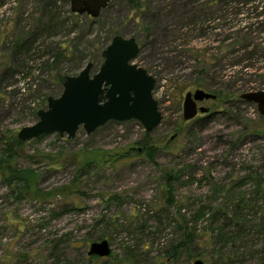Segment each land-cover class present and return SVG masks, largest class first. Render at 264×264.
Masks as SVG:
<instances>
[{
  "label": "rangeland",
  "instance_id": "rangeland-1",
  "mask_svg": "<svg viewBox=\"0 0 264 264\" xmlns=\"http://www.w3.org/2000/svg\"><path fill=\"white\" fill-rule=\"evenodd\" d=\"M47 1L0 0V134L17 135L35 123L47 97L61 94L64 76L77 75L88 62L95 73L102 63L97 50L118 34L135 38L140 50L132 62L156 79L153 97L162 119L149 137L158 151L154 162L137 152L147 132L134 119L108 121L90 134L79 127L71 139L54 132L23 142L17 164L37 173V185L16 200L6 195L9 188L0 178V264H127L126 247L140 253V264H192L184 253L177 258L165 253L180 238L177 225L160 211L163 175L172 167L185 166V176L174 184L170 212L180 205L191 219L193 208L210 201L216 184L227 190L213 194L215 205L237 212L236 204L244 201L239 208L248 227L257 223L261 199L252 180L264 171V116L240 95L264 90V59L240 70L229 66L238 58L221 52L240 47L264 54V21L196 37V30L180 28L182 22L214 11L217 2L149 0V6L131 10L126 0H111L99 17L85 18L62 0L44 9ZM261 4L264 10V0ZM30 33L33 42L18 53L17 43ZM215 46L220 51L208 50ZM198 49L213 53V69L195 60ZM6 67L10 71L4 75ZM197 89L221 94L197 102L207 113L185 121L184 95ZM192 221L200 233L206 215ZM249 229L245 248L238 249L240 262L218 260L206 248L203 255L211 264H259L253 253L259 240ZM101 239L108 240L111 255L88 257V245ZM231 248L228 242L224 251L234 252Z\"/></svg>",
  "mask_w": 264,
  "mask_h": 264
},
{
  "label": "trees",
  "instance_id": "trees-1",
  "mask_svg": "<svg viewBox=\"0 0 264 264\" xmlns=\"http://www.w3.org/2000/svg\"><path fill=\"white\" fill-rule=\"evenodd\" d=\"M62 1L65 3L68 2V0ZM126 1L131 10L142 8V4L145 6H149V0H145L144 3L142 2L143 0ZM209 2L218 3V5L215 6L214 11L212 10V8L210 10L208 9L206 13L198 15L195 19L191 16L186 17L187 21L182 22V27L180 26V28H184L186 31L196 30V32H198L196 34V37H204L208 34L207 32L212 33L219 27L231 29L233 25H237L242 28L240 30L242 31L252 25H257L264 21V10L262 4L259 5L260 0H210ZM52 5H54V0H48L47 3L44 4V9ZM236 6H239V8L237 9ZM108 7L109 4L106 8ZM83 16L85 18H88V16L86 15ZM214 21H217V23H214ZM199 23H201L200 26H198ZM29 35L28 37L24 38L23 41L21 40L22 42L19 41V43H17L18 50L16 51H18V53L21 49L24 48V46L28 45V43L33 42L34 35L31 33ZM114 35H112V37ZM165 36V38H167V35ZM105 45L106 44H104L99 50H97L96 53L98 59H100L101 51L103 50ZM231 46L232 43L229 44V47ZM212 49L220 51V47L218 46L212 47L208 50ZM197 52L199 53L196 55L195 60H197L198 63L205 61L206 64H208L206 65V67L209 69H213V53L207 55V51L205 49H198ZM247 52L246 50H244V48L233 47L224 51L223 53L221 52V54L225 57L229 56L236 57V59L238 58L236 61L234 60L233 62H231L229 66H236V68L239 67L240 70L253 67L255 66V63H258L261 61V59H264V54L260 50H252ZM205 55H207L208 57H206ZM253 60H255V62L250 64L246 63L244 65L242 64L244 61ZM98 61L96 63H98ZM256 69L259 68L256 67ZM9 71L10 69L6 67L4 75H6V73ZM64 78L65 76L60 79V84H62ZM202 80L205 81L204 78ZM213 93H215L216 95L218 94V96L221 94V92L217 91ZM101 98L103 99V96ZM204 119H206V117ZM262 131H264V128ZM150 135V132L145 133L146 138L141 142L142 148L137 149V152H141L142 156L154 162L158 148L156 147V142L153 141L151 137H149ZM169 143L170 142L167 141V144ZM22 144L23 142L17 139V136L13 131H8L6 133L0 134V178L9 188V192L6 195H11L16 200L22 197L24 191L28 192L32 187L37 185L36 178L38 176L33 169L18 166L17 159L20 157L18 148ZM167 144L166 148L169 150V152L174 153L173 151L175 150V147H169ZM184 174L185 166H182L176 169L172 167L163 175L165 190L163 191L164 193L162 195L163 205L161 206L160 211L161 213H165L167 218L170 221H173L175 225H177V229L180 233V238L176 240V242L168 245V249L167 251H165L167 256L170 258H177L178 254L184 253L189 260H194L196 259V257H199L202 260L204 259V262L206 264H211L209 257H207L208 255L206 257L203 255V252H205L204 249L201 250V248H206L218 260H222L223 262L229 261V263L240 262L243 258V253H240L238 249L240 247L245 248L243 247L246 244L245 240L243 239V235L247 232L246 235L248 234L249 236V232H251L249 228H252L259 240V247H254L253 253L257 256L259 264H264V171L259 172L257 174V177L252 180L255 186L254 194L260 195L259 198L261 199V204L258 209V222L254 223L250 227H248L249 223L245 219V215H243L244 213L242 214V208H239L241 207L240 204L243 205L244 201H238L241 203L236 204L235 210H237V212L228 211V208L226 207L227 205L218 206L213 203V194H215L216 192H223L227 190L225 189V187L223 188L216 184L212 185V195L209 197L210 201H208L207 203H202L200 207L197 208V210L196 207L193 208L194 211L191 219L186 218L185 214L181 213L182 207L180 205L177 206L176 211L170 212L169 208L175 205L174 184L178 183L180 179L185 176ZM237 183H240V181ZM205 215L207 221L206 226L203 227V229H201L199 233L196 227L192 226V224L190 223L193 222L192 219L197 221V219H199L200 217H204ZM252 215H255V213H253ZM240 218L243 220V223L242 221L240 222ZM237 241H239L240 243L237 244ZM228 242H230L231 244V249H235V251L232 253L224 251V248L226 244H228ZM126 250L127 254L130 255L131 258L128 261L126 260L127 264H140V259H142L140 253L134 254L133 250H129L128 247H126ZM133 259L135 261H133Z\"/></svg>",
  "mask_w": 264,
  "mask_h": 264
},
{
  "label": "water",
  "instance_id": "water-1",
  "mask_svg": "<svg viewBox=\"0 0 264 264\" xmlns=\"http://www.w3.org/2000/svg\"><path fill=\"white\" fill-rule=\"evenodd\" d=\"M110 1L68 0L72 13L90 18L99 17ZM139 50L134 37L114 35L101 51L102 63L98 70L91 74L93 64L88 62L77 75L65 76L61 94L47 97L46 108L36 112L37 121L21 127L17 139L25 142L54 132L71 139L79 127L90 134L108 121L131 119L151 132L161 122L162 115L153 97L156 79L144 67L132 62ZM215 97L202 89L187 92L182 101L183 120L195 118L198 112L207 113L208 109L197 107V102ZM240 99L256 104L264 116V90L243 93ZM111 253L107 239L92 241L86 250L88 257H109ZM192 264L205 263L197 258Z\"/></svg>",
  "mask_w": 264,
  "mask_h": 264
},
{
  "label": "flooded vegetation",
  "instance_id": "flooded-vegetation-1",
  "mask_svg": "<svg viewBox=\"0 0 264 264\" xmlns=\"http://www.w3.org/2000/svg\"><path fill=\"white\" fill-rule=\"evenodd\" d=\"M198 102H200V101H198Z\"/></svg>",
  "mask_w": 264,
  "mask_h": 264
}]
</instances>
